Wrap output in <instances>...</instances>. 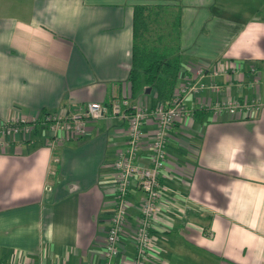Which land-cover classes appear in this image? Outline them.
I'll return each instance as SVG.
<instances>
[{"label":"crops","instance_id":"1","mask_svg":"<svg viewBox=\"0 0 264 264\" xmlns=\"http://www.w3.org/2000/svg\"><path fill=\"white\" fill-rule=\"evenodd\" d=\"M135 4L179 14L177 84L217 59L257 72L255 83L247 73L219 75L218 93L184 96L192 114L168 130L146 264H264V0L247 12L227 0H0V122L127 95ZM228 97L261 107L245 119L206 107ZM129 100L152 104L154 91ZM126 128L118 116L90 119L82 135L52 147L37 125L30 134H0V262L103 263L111 163ZM151 128L143 125L144 164ZM134 182L113 264L134 251L142 200Z\"/></svg>","mask_w":264,"mask_h":264},{"label":"built area","instance_id":"2","mask_svg":"<svg viewBox=\"0 0 264 264\" xmlns=\"http://www.w3.org/2000/svg\"><path fill=\"white\" fill-rule=\"evenodd\" d=\"M239 73H247L251 83L257 81L254 65H244L232 59H217L209 67H197L190 74H185L183 82L175 86L166 105L161 102L147 104L143 100L130 102L126 95L111 94L108 105L99 101H87L71 110H45L29 118L19 116L5 119L0 122V134H30L37 125L44 130V144L52 147L63 139L82 135L87 120L112 116L126 119L124 147L116 151L111 163L115 176L114 203L105 230L102 264H113V259L119 254L118 242L126 221L127 194L132 179L142 192V200L133 227L134 251L124 264H146L152 242L150 227L157 213L158 176L165 159L168 130L176 119L192 114V111L185 108L183 98L187 94L198 93L203 89H211L218 93L219 84L213 80V77ZM204 77L207 80H203ZM206 107L213 114H226L231 119H245L259 111L261 102L255 98H216ZM145 123L152 124L147 164L138 161ZM0 264L30 263L8 261Z\"/></svg>","mask_w":264,"mask_h":264},{"label":"trees","instance_id":"3","mask_svg":"<svg viewBox=\"0 0 264 264\" xmlns=\"http://www.w3.org/2000/svg\"><path fill=\"white\" fill-rule=\"evenodd\" d=\"M156 7V10H151V5L133 6L131 62L125 79L129 86L126 96L134 99L148 88V91H154V103L166 105L177 85L180 71V57L175 53L174 45L170 51L167 49L166 40L170 36L174 39L173 44L176 41L179 14L172 15L171 29L164 33L157 22L162 6ZM169 43L171 47L172 43ZM41 110L45 111V108Z\"/></svg>","mask_w":264,"mask_h":264},{"label":"rangeland","instance_id":"4","mask_svg":"<svg viewBox=\"0 0 264 264\" xmlns=\"http://www.w3.org/2000/svg\"><path fill=\"white\" fill-rule=\"evenodd\" d=\"M230 4L237 5L241 9H243L245 12L249 11L251 7H253L258 0H227ZM160 16L157 18V22L159 24V29L163 31L164 33H167L171 29L170 20L172 15L175 13L174 8H172L169 5H164L161 10L159 11ZM172 37L167 36L166 40V46L167 49L170 51L173 48V41ZM172 43L171 47L168 46V43ZM169 43V44H170Z\"/></svg>","mask_w":264,"mask_h":264},{"label":"water","instance_id":"5","mask_svg":"<svg viewBox=\"0 0 264 264\" xmlns=\"http://www.w3.org/2000/svg\"><path fill=\"white\" fill-rule=\"evenodd\" d=\"M146 91H148V88L146 89Z\"/></svg>","mask_w":264,"mask_h":264}]
</instances>
